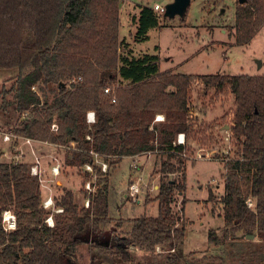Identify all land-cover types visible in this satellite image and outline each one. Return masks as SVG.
Listing matches in <instances>:
<instances>
[{
  "label": "trees",
  "instance_id": "16d2710c",
  "mask_svg": "<svg viewBox=\"0 0 264 264\" xmlns=\"http://www.w3.org/2000/svg\"><path fill=\"white\" fill-rule=\"evenodd\" d=\"M120 4L0 0V77L14 81L3 94L15 98L11 104L4 97L3 117L10 120V105L28 115L9 131L52 144L74 142L76 149L67 153L65 164L82 170L93 163L101 175L88 208L77 204L72 190L61 188L54 200L64 212L54 214L50 227L41 184L30 174L29 164L0 161V264H264V76L162 72L157 54L121 52L128 43L120 38ZM139 9L132 17L137 43L147 41L149 32L168 19L152 7ZM263 25L264 0L239 3L235 37L240 45L249 43ZM195 82L203 83L206 93L214 90L217 98L234 97L233 138L241 143L235 159L227 162L223 233L209 230L202 258L184 251L185 197L181 212L175 209L176 192L187 190L188 139L199 117L190 107ZM117 83L113 94L105 93ZM36 86L44 93L53 86V99L43 101ZM91 110L97 121L89 125L86 115ZM157 114L165 120L153 123ZM56 122L59 132L54 133L51 125ZM179 133L186 134V145L175 143ZM197 140L214 142L205 136ZM149 151L167 158L161 162L155 197L159 214L133 219L125 234L117 230L122 223L111 224L109 172L123 158ZM92 152L109 163L107 173L94 164ZM248 199L254 208L248 207ZM9 209L17 217V228L5 231L2 214ZM250 234L260 239L255 248L247 239ZM82 245L89 249L86 263L77 257ZM223 246L230 248L226 256L211 253Z\"/></svg>",
  "mask_w": 264,
  "mask_h": 264
},
{
  "label": "rangeland",
  "instance_id": "374dc122",
  "mask_svg": "<svg viewBox=\"0 0 264 264\" xmlns=\"http://www.w3.org/2000/svg\"><path fill=\"white\" fill-rule=\"evenodd\" d=\"M169 1L121 0L120 38L128 43V47L121 48V52L132 49L137 55L157 54L160 56L162 72L264 76V25L249 43L240 45L235 37L238 0H192L184 19L176 17L163 20L160 27L149 32L147 41L137 43L135 40L137 29L132 20V17L138 15L140 11L137 3L154 8L155 3L165 7ZM8 78V76L0 77L1 133L11 132L10 129H15L19 121L28 116L16 112L10 105L7 109L10 120L3 117L1 107L4 104V97L6 102L11 104L15 99L13 93L3 94L4 90H9L14 84V81ZM118 86L117 83L112 89H117ZM52 89L54 87L49 86L44 93L39 91L38 86L34 87L35 91H39L43 101L46 98L53 99ZM190 107L199 117L195 123V132L188 139L190 159L187 163V190L185 194L176 192L175 209L181 212L185 197V218L188 223L184 251L187 254H194L196 258H202L207 252L209 230L216 229L220 236L223 233L222 198L225 195L227 162L235 159L241 143L233 138V96L217 98L214 90L211 89L206 93L205 85L195 82L191 87ZM51 132L56 133L59 130L55 131L51 127ZM201 136L213 137L214 142L201 144L197 140ZM35 140L32 145H26L21 139L18 147L0 142L7 154L1 157L0 161L8 164L18 162L31 164L38 157L42 170L40 184L43 201L48 196H53L55 199L62 194L61 188L66 187L74 192L77 204L80 207L85 206L87 196L84 182L87 177L79 167L72 168L65 164L67 153L72 149L68 145L55 146L50 143L44 144L42 140ZM166 159V155L145 152L136 157H125L118 165L111 166L108 177L109 209L113 220L111 224L116 226L123 224L122 227L117 228L118 231L125 234L130 231L131 221L135 218L158 216L159 206L155 197L158 194L161 177V162ZM55 165H60L61 172L58 176L52 174V167ZM173 177L174 175H171L170 178ZM97 178L98 174H95L93 180L97 182ZM135 182H140L141 191L136 197H131L129 186ZM250 240L254 241V248L260 242L256 235ZM88 250V246L85 245L78 248L77 257L80 262H88ZM211 250L213 254L226 256L230 248L223 246ZM138 257L140 259L142 255Z\"/></svg>",
  "mask_w": 264,
  "mask_h": 264
},
{
  "label": "built area",
  "instance_id": "2783aa9c",
  "mask_svg": "<svg viewBox=\"0 0 264 264\" xmlns=\"http://www.w3.org/2000/svg\"><path fill=\"white\" fill-rule=\"evenodd\" d=\"M154 9L156 11H158L159 13L164 14L165 12V7L156 4L154 6ZM113 90V91H112ZM115 91V89H111L110 87L105 89V93L106 94H113ZM113 92V93H112ZM112 102L115 103L116 102V96L114 94ZM165 120V116L163 114H158L156 115L154 122L153 123H159V122H163ZM86 121L89 125H92L94 123H96L97 121V116H96V112L91 110L87 112L86 115ZM52 129L55 131L59 130V126L57 124H52L51 125ZM23 139L24 140V144L26 145H32L36 140L30 137H25V136H21L18 135L16 132H0V142L4 143V144H9L10 146L13 147H18L20 144V140ZM88 139H91L90 136H88ZM44 144H48L50 142L48 141H41ZM175 143L179 144V145H186L187 144V137L185 133H179L177 135L176 141ZM52 144V143H50ZM55 146H59L60 144H53ZM2 145H0V149H1V157L7 156V154L4 152V149H2L1 147ZM65 146V145H63ZM68 147L72 150L76 149L75 143L72 142L71 146L68 145ZM15 152L18 153L17 150H15ZM149 153H155L152 151H149ZM95 157L94 160V164L98 165L101 167V172L102 173H107L109 170V163L105 162L103 160H101V158H99V155L97 153H93ZM21 157L24 158V155L22 153H20ZM136 157V156H135ZM21 163V162H18ZM21 164H26L25 162H22ZM30 166V174L34 177H37L39 182H42V170L40 169V160L38 157H36L34 163L29 164ZM135 168H137L135 166ZM82 171L83 172H88L89 175L87 177V179L85 180L86 182H84V187L86 190V193L88 194L87 199L85 200V207L88 208L90 206V198L89 196L93 193L96 192V190L98 189L99 185V177L101 175H99L93 166V163H86L83 167H82ZM61 172L60 169V165H55L52 167V174L54 176H58ZM95 174H98V178H97V182H95V180H93ZM85 175V174H84ZM91 176V178H89ZM103 176V175H102ZM89 180V181H88ZM140 182H135L132 183L129 186V196L131 197H136L137 195H139L140 193ZM247 205L250 208H254L255 207V203L252 199H248L247 200ZM43 207L46 210H49L51 212H49L48 217L46 218V223L48 224V226L53 227L55 225V221H54V214H59V213H63L64 209L62 207H58L55 203L54 197L53 196H48L44 201H43ZM2 224H3V228L5 231H12L15 230L17 228V217L15 215V213L12 210H5L2 214ZM157 252H162V249L160 246H157L156 248ZM174 251V250H173Z\"/></svg>",
  "mask_w": 264,
  "mask_h": 264
},
{
  "label": "water",
  "instance_id": "95a60500",
  "mask_svg": "<svg viewBox=\"0 0 264 264\" xmlns=\"http://www.w3.org/2000/svg\"><path fill=\"white\" fill-rule=\"evenodd\" d=\"M240 4L246 3L247 0H238ZM192 0H172L165 6L164 16L168 19L180 17L184 19L191 6ZM254 235H247V239H253Z\"/></svg>",
  "mask_w": 264,
  "mask_h": 264
},
{
  "label": "crops",
  "instance_id": "0c3cea01",
  "mask_svg": "<svg viewBox=\"0 0 264 264\" xmlns=\"http://www.w3.org/2000/svg\"><path fill=\"white\" fill-rule=\"evenodd\" d=\"M170 1H171V0H170ZM170 1H169V2H170ZM131 3H132V2H131ZM132 4H133V3H132ZM137 4H138V6H144V5H140L139 3H137ZM156 4H159V3H155V5H156ZM155 5H154V6H155ZM129 7H130V5H129ZM152 8H153V7H152ZM131 9H132V8H131ZM139 10H140V9H139ZM130 11H131V10H130ZM130 11H129V12H130ZM156 187H157V185H156Z\"/></svg>",
  "mask_w": 264,
  "mask_h": 264
}]
</instances>
